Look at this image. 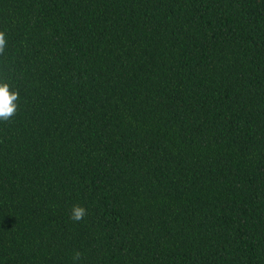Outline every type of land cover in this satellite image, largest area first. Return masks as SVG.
Returning <instances> with one entry per match:
<instances>
[{
    "label": "trees",
    "instance_id": "trees-1",
    "mask_svg": "<svg viewBox=\"0 0 264 264\" xmlns=\"http://www.w3.org/2000/svg\"><path fill=\"white\" fill-rule=\"evenodd\" d=\"M0 31V264H264V0H0Z\"/></svg>",
    "mask_w": 264,
    "mask_h": 264
},
{
    "label": "clouds",
    "instance_id": "clouds-1",
    "mask_svg": "<svg viewBox=\"0 0 264 264\" xmlns=\"http://www.w3.org/2000/svg\"><path fill=\"white\" fill-rule=\"evenodd\" d=\"M7 47V37L5 31H0V54L5 52ZM18 92L10 90L7 81L0 79V122L10 121L18 111ZM86 213V209L80 205H73L70 219L80 221ZM79 253H76L75 259H79Z\"/></svg>",
    "mask_w": 264,
    "mask_h": 264
}]
</instances>
